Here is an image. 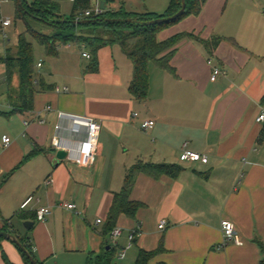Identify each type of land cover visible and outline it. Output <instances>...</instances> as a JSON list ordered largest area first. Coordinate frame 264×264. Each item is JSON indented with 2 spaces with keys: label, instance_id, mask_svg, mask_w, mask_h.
Listing matches in <instances>:
<instances>
[{
  "label": "crops",
  "instance_id": "0c3cea01",
  "mask_svg": "<svg viewBox=\"0 0 264 264\" xmlns=\"http://www.w3.org/2000/svg\"><path fill=\"white\" fill-rule=\"evenodd\" d=\"M98 1L101 5L104 0H90V10ZM56 2L66 19L89 11L83 0L77 5L76 0ZM170 2L108 0L105 6L112 11L163 15ZM263 11L264 4L257 0H207L198 16L159 32L160 42L190 33L219 43L210 56L203 43L182 40L171 60L175 75L150 64L145 102L129 93L133 65L117 45L105 46L95 56L84 45H60L56 56L37 62L42 91L34 96L33 110L0 115L5 120L0 121V228L8 224L17 237L29 238L42 264H93L109 246L126 250L130 233L137 228L140 235L125 257L119 254L125 264H135L141 250L158 249L148 264H260L264 141L259 138L264 123H258L257 117L264 107ZM2 22L0 14V57H5L16 50L5 32L10 26L2 28ZM84 52L91 58H84ZM94 60L97 66L91 70ZM213 67L223 72L215 82ZM6 72V65L0 63L2 113L12 111ZM18 87L15 75L11 89ZM64 88L68 91L57 92ZM59 113L100 123L99 148L91 167L56 160L52 144L61 123ZM24 119L30 121L28 127ZM145 121L155 124L143 130ZM5 136L11 139L8 147L3 144ZM184 148L206 156L207 163H182ZM138 163L178 165L182 172L175 179L138 175L131 200L143 207L134 219L119 217L116 228L122 234L113 241L107 223L114 195L122 191L128 171ZM48 179L51 184L46 186ZM30 197L33 200L23 207ZM69 203L76 210L61 206ZM42 208L51 210L46 221L36 218ZM162 220L167 226L160 230ZM223 220L234 224L242 245L223 246ZM26 221L34 222L29 230ZM0 264L26 263L17 247L4 240Z\"/></svg>",
  "mask_w": 264,
  "mask_h": 264
},
{
  "label": "trees",
  "instance_id": "16d2710c",
  "mask_svg": "<svg viewBox=\"0 0 264 264\" xmlns=\"http://www.w3.org/2000/svg\"><path fill=\"white\" fill-rule=\"evenodd\" d=\"M9 1L15 4V20L17 22L21 21L26 29L18 36L16 52L12 53L10 51L5 57H0V63L6 65V82L10 86L8 99L12 111L9 113L0 112V115L6 117L13 114L31 112L34 108L35 94L38 91H42L39 87L41 86V81L36 74L35 49L29 37L45 49L47 56H56L60 45L71 43L91 48L94 56L105 46H119L133 65V76L129 85V93L139 102H145L149 97L150 64L153 63L158 69L175 75V70L171 66V60L176 52V46L182 40L196 39L205 45L210 56L219 43V40L204 41L190 33H182L163 42H160L157 38L159 32L181 22L187 17L198 16L202 12L207 0H184L186 2V10L180 18L173 22L158 25H151L150 22L177 14L182 8V0H171L169 7L163 15L150 12L136 14L128 13L124 10H105L99 16L85 17L79 21L75 15L70 19L64 18L60 13V6L56 0H34L32 4H29L27 0H24L22 3L20 0ZM78 1L76 0V5ZM104 1L108 2V0ZM89 3L90 0H83V5L87 10L91 9ZM75 21L79 23L76 24ZM83 21L85 22L83 23ZM34 23L51 28L52 34L45 35L39 33ZM96 66L97 61L94 60L91 70H95ZM15 75L19 78L18 90L11 89ZM259 140L260 142L264 141V130ZM181 172L182 168L180 166L171 164L138 163L131 167L126 175L122 191L114 195L113 204L108 215L107 224L109 232L111 233L116 228L121 215L134 219L137 212L143 207L142 203L131 200V193L138 175L144 174L153 179H160L162 176H169L175 179ZM19 217L22 219L27 218L24 214H20ZM0 231L17 237L8 224L0 228ZM17 239L26 249L27 253L38 264H42L35 257L29 238L17 237ZM3 241L4 239L0 237V251H2ZM258 245L264 255V244L258 243ZM109 248V250H104L102 255L97 257L93 264H115L116 249L112 246H109ZM17 249L22 254L25 263L31 264L27 255L19 247ZM160 251L161 249L155 252L141 250L135 264H148ZM3 258L5 262H8L5 254H3ZM260 264H264V258Z\"/></svg>",
  "mask_w": 264,
  "mask_h": 264
},
{
  "label": "built area",
  "instance_id": "2783aa9c",
  "mask_svg": "<svg viewBox=\"0 0 264 264\" xmlns=\"http://www.w3.org/2000/svg\"><path fill=\"white\" fill-rule=\"evenodd\" d=\"M104 11L101 9L100 2L98 1L92 10L86 11L83 14L79 15L77 20L84 19L85 17L90 16H99ZM264 15V11H263ZM12 25V21L10 19H7L2 22V28H6ZM84 58L90 59L91 55L87 52H84L82 54ZM209 64H211V61H209ZM41 67V64L38 65V68ZM223 75L222 70L219 67H213L212 68V75H211V81L215 82L218 80L220 76ZM61 91H68V88L64 89H57V92ZM137 114H134L133 117H137ZM59 118L61 120V123L56 126V135L53 139V149L58 151H65L67 153L66 159L83 165L84 167H91L95 160L97 151L99 148V135L101 126L100 123L87 116H77V115H69L65 113H59ZM68 122L67 126H64L62 122ZM44 121L39 120V123H43ZM258 123H264V107L262 108L260 114L257 117ZM23 124L25 127H28L30 125V121L28 119H24ZM154 121H145L142 124V129L147 130L149 128H152L154 126ZM3 144L5 147H8L11 144V139L9 137H3ZM180 161L182 163H195V162H202L207 163L208 158L206 156H203L199 153H196L194 151L188 150L184 148L180 153ZM1 169V168H0ZM51 184V179H48L45 182L46 186H49ZM33 200L32 197H30L24 204L23 207H26L30 202ZM67 210L74 211L76 210V205L73 203L64 204L61 205ZM51 215V210L49 208H42L36 213V218L38 221H46V219ZM98 223H101L99 220ZM167 226V222L165 220H162L159 225V229L163 230ZM221 228L223 232V239L224 243L223 246L228 244L229 242H234L237 245H242L241 240L236 234V230L234 227V224L228 220H223L221 222ZM122 234L121 229H114L111 232V238L113 241H116L120 235ZM140 235V228H137L133 231H131L129 236V245L126 248V250L123 251L121 258L125 257L126 251L131 248L133 242L135 239Z\"/></svg>",
  "mask_w": 264,
  "mask_h": 264
},
{
  "label": "rangeland",
  "instance_id": "374dc122",
  "mask_svg": "<svg viewBox=\"0 0 264 264\" xmlns=\"http://www.w3.org/2000/svg\"><path fill=\"white\" fill-rule=\"evenodd\" d=\"M260 4H264V0H257ZM0 14L2 21H5L7 19H10L12 21V25L8 28V32L5 30L6 34L9 35L11 38V47L12 50H17L18 46V36L25 31V25L21 21H16L15 20V4L12 1H0ZM34 26L36 27V30L39 33L45 34V35H51L52 34V29L45 26L41 25L38 23H34ZM3 34V33H2ZM30 41H32L35 49V64L39 62L40 60H45L48 58L45 49L41 47L35 40H33L31 37H29ZM1 103V101H0ZM3 119V118H2ZM0 118V121H5ZM2 132V131H0ZM122 242V240H121ZM123 253V250L121 248H117L115 251V263L117 264H125L126 260L122 261L119 258V254ZM121 253V254H122ZM130 253V252H129ZM128 253V255H129ZM127 255V256H128ZM130 256H128L127 260L129 259Z\"/></svg>",
  "mask_w": 264,
  "mask_h": 264
},
{
  "label": "water",
  "instance_id": "95a60500",
  "mask_svg": "<svg viewBox=\"0 0 264 264\" xmlns=\"http://www.w3.org/2000/svg\"><path fill=\"white\" fill-rule=\"evenodd\" d=\"M24 0H20V2L22 3ZM101 9L103 11L106 10V6H105V1L102 2L101 4ZM186 10V2L184 0H182V8L181 10L175 14L174 16L172 17H168V18H160V19H157V20H154V21H151L150 24L151 25H158V24H164V23H168V22H173L175 20H177L178 18H180L184 12ZM85 21H83L84 23ZM76 24H78L79 22L78 21H75ZM66 156H67V153L65 151H58L57 154H56V160L58 161H62L64 159H66ZM34 226V222L32 221H26L24 223V227L26 229H30ZM0 237L3 238L4 240H8V241H11L12 243H14L17 247H19L26 255L27 257L29 258L31 264H38L37 261L29 254L27 253L26 249L21 245V243L18 241L17 237L10 234V233H6V232H2L0 231ZM110 248L107 247V250H109Z\"/></svg>",
  "mask_w": 264,
  "mask_h": 264
}]
</instances>
